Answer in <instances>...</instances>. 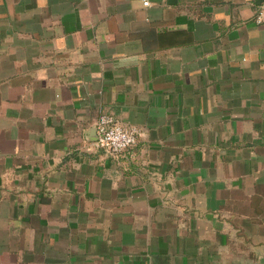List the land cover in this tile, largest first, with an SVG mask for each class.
I'll return each mask as SVG.
<instances>
[{"label": "crops", "instance_id": "crops-1", "mask_svg": "<svg viewBox=\"0 0 264 264\" xmlns=\"http://www.w3.org/2000/svg\"><path fill=\"white\" fill-rule=\"evenodd\" d=\"M263 2L0 0V264H264Z\"/></svg>", "mask_w": 264, "mask_h": 264}, {"label": "built area", "instance_id": "built-area-1", "mask_svg": "<svg viewBox=\"0 0 264 264\" xmlns=\"http://www.w3.org/2000/svg\"><path fill=\"white\" fill-rule=\"evenodd\" d=\"M148 4V1L144 2ZM257 23H264V2L255 15ZM96 146L110 155H119L131 151L138 142L139 132L136 128L122 125L113 115L102 114L97 122Z\"/></svg>", "mask_w": 264, "mask_h": 264}, {"label": "water", "instance_id": "water-1", "mask_svg": "<svg viewBox=\"0 0 264 264\" xmlns=\"http://www.w3.org/2000/svg\"><path fill=\"white\" fill-rule=\"evenodd\" d=\"M264 0H260V2H263ZM94 140H97L98 136H97V129L96 126L94 127Z\"/></svg>", "mask_w": 264, "mask_h": 264}]
</instances>
